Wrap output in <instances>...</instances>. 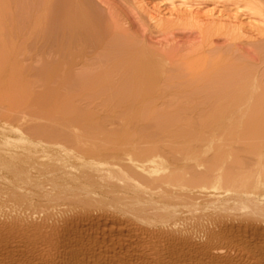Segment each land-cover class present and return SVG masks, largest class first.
Returning <instances> with one entry per match:
<instances>
[{
	"label": "bare ground",
	"instance_id": "obj_1",
	"mask_svg": "<svg viewBox=\"0 0 264 264\" xmlns=\"http://www.w3.org/2000/svg\"><path fill=\"white\" fill-rule=\"evenodd\" d=\"M58 1L59 0H50L49 10L50 13L53 15L52 22L56 24L59 21L58 23L59 24L58 27H59L60 24H62L61 26H63V24H65V21L66 23H68V21L70 20L69 17L71 16L72 18L73 14L71 15L69 9L68 10L66 9L70 6L71 2L68 3L65 0V2L69 6L65 4L67 7L63 8L64 7L63 6L61 8L60 6L64 5L65 2L64 0H61V2L60 1L59 2L60 3L64 2V3L59 5ZM242 2L246 4L245 7L247 6H248L247 8L250 7L251 11L250 10L249 11L252 14L254 13L258 18H260L263 27L261 30L258 31L257 35L251 37L241 32L242 33L241 35L243 37H246L247 40L248 39L250 40L249 42H246L244 44L248 47L253 48L255 53L260 56L259 59L260 63L256 65L257 68L256 69L254 68L255 69L254 72L248 73L247 70L246 72L248 73V75H246L244 79L239 77V80L240 78L242 80L240 82L237 81L238 82L237 84H235L236 81L234 82L236 77L233 74L232 75L235 77V79L232 82L234 83L228 82L229 85L227 83L228 80L225 82L223 76L220 75L222 78L221 81L227 83L226 84L227 86L226 85L224 86V83L221 82L223 84V85L221 84L222 89L209 90L211 87L213 88L214 84H216L214 83L216 82V80L211 81L210 78L213 79L216 78L215 74L217 73V69L219 68L218 67L219 65L217 67L216 65H214V67L217 69L212 70L211 68L213 67V65L211 67H208L210 62L209 63L206 62V64L208 65L204 64L205 65L204 68L205 67L209 68V69L207 68L208 69L207 72L208 74H206L207 78L202 77L201 79L200 73L202 70L199 69L201 71L198 73L197 65H195V63H197L195 58L194 60L196 62L192 60V62L194 61L193 62L194 68L191 67L193 65H191L190 62L189 63L190 67L188 68H191L192 72H189L190 74L188 73L187 75L186 73L184 74L182 70L181 71L177 70L179 68L176 69V67L175 70L177 71V74L172 73L174 72L172 71L173 66L171 65L172 67H170V64L165 62L167 63L166 65H169V66L165 65L166 67H170L169 69L163 66V68L160 71H158L157 69L153 68L154 66H147V65L143 66L139 64L140 66H143L141 69L140 67L137 68L136 64L131 63L132 65H134L133 67L137 68V70L134 68L133 70H131L132 72L130 73H127L128 72L127 70L124 73L121 72V70H118L120 72L116 73L110 71V69L112 68L111 67L110 69H108L111 74L109 73V75L107 74V76H105L106 74L103 75L100 74L101 76L100 75L97 76H99L100 79H108L110 81L116 80L120 82L122 81L123 83L127 81L128 78H131L132 75L135 76L136 73L139 72V70H143L141 71L142 73L144 72V74H150L152 77H154L155 79L154 81L157 84L155 87L152 88L146 87V89L144 90L141 89L140 87L141 89L140 92H134L135 95L132 94L131 92L130 96L133 95L132 102L134 103L137 100L139 102V104L136 102L138 105H134L137 107H139L140 105L144 106L142 104L143 102L144 103L152 102L153 100L154 102L155 100L159 101L160 99L159 96L158 99L155 97L157 96L158 93L160 94V96L163 93L165 95H167L168 93L170 96L173 97L174 96L173 92L175 90L171 92L172 89H176L175 92L179 93L178 96L179 97L181 96L180 99L182 98L183 93H188V95L183 94V97L185 96V98L182 99L186 100V97L188 98L190 95L192 97V95H195L194 94L195 92L197 91L200 92L201 86H204L206 84L207 90L206 89L203 90L204 87H202V92H206V93L200 92L201 94H199L201 97H204V95L206 97L207 95L206 99L205 97L199 98L200 101L202 99V101L205 102V104L201 105L199 103L200 104L199 105L198 104L199 100H196L198 101L196 102L194 99V101L198 105L193 103L194 106H192L190 110L192 109V112L194 110L196 111L201 110L200 111L201 115L203 114L202 111L203 112L205 111L207 112V114L210 115L216 114L214 116H219L218 118L216 117V120H214V122H211L213 120L209 121V119H204L205 117L203 118L204 120H208L209 123L211 122L212 124L210 123V125L215 126V129L212 126L211 129L209 127L210 125L208 121H207L208 124L204 120L202 122L203 124L206 123L208 125V127L207 126L206 127L208 129L210 128V130H212L213 132L214 130H218L219 128L220 129L224 128L230 123L232 124V122H234V119L237 117L246 118L247 115H250L258 119V117H256L257 115L259 116L264 115V75L260 77L259 69H258L259 66L261 67V65L264 64V0H242ZM56 3H58V5H56ZM55 14H57L56 16L57 18H59L58 20L54 16ZM111 18H113L112 15ZM67 19L69 20L67 21ZM53 20L56 22H54ZM236 31H241L240 28L239 29L236 28V25L235 27H233V30L229 29L228 39L226 37V39L229 42L226 40V43L231 44V42H233L234 39L232 40L231 38H235L233 37V33L235 35ZM240 51L241 50H238V52ZM209 52L211 53V51ZM167 54L168 53H166V55ZM204 54L206 55L205 52ZM204 54L202 56L205 57ZM80 57H82V55ZM169 57L170 56H168V58ZM198 58H201V56L200 57L197 56V59ZM82 63L84 64V62ZM200 63H201L200 67H202L203 63L202 62ZM123 65L125 67L127 66L126 63ZM116 66L119 65L116 64ZM181 68L182 67H180V69ZM211 70L213 72H211ZM250 70L251 69H249V71ZM205 71H207L206 68ZM210 73L212 74L210 75ZM171 74H176V75H171ZM212 75H214V77H212ZM97 76H93V77L90 76V80H94L93 78H99ZM243 76L244 75H242V77ZM234 77H232V79ZM142 78L140 79L141 81L143 79L146 80V78L143 79ZM230 79H231V75H230ZM150 80L151 79H149V81ZM208 81L211 82L209 83ZM120 82L118 84H120ZM211 83L213 84V86ZM146 84L149 83L146 82ZM207 84H210V88L207 86ZM142 85L144 84L142 83ZM175 85L176 86L180 85L181 87L180 86L176 87ZM215 87L218 88L217 84ZM177 88L178 90L181 88L180 92L177 90ZM168 90L171 91L169 92ZM120 91L121 90H119V92ZM152 94H153V98H151ZM176 95L177 93L174 96L175 100L178 97V96L176 97ZM199 95H195L193 97L194 98L196 97L198 99ZM148 97L150 98V100L151 99L153 100L149 101ZM168 97L165 96L166 98L165 103L162 99L163 101L162 103L164 106L165 104H167L168 100H171L170 102L175 101L172 100L174 98L169 97L171 98L169 99ZM191 97L189 98L190 100ZM122 98L124 97H121V99ZM128 98L129 97H127L126 99ZM129 101H131V98ZM132 102L129 103L131 104ZM153 103L151 105L152 107L153 106L154 107L153 108L150 107V108H152L154 111L156 109L155 107L156 102L154 103V105ZM148 105L150 104L148 103L146 107ZM186 105L188 106V104ZM195 105H197V107ZM156 106L158 107L157 104ZM137 107L133 109H136ZM144 107L142 109H146ZM235 113H239L241 116ZM232 114H235L237 116L234 117L233 119V116H231ZM10 115H6V116L4 115L2 117L0 115V264H264V209L263 211H261L259 208L257 209L256 207L260 205L257 204V202L255 203L257 206L251 203L252 206L253 205L256 206L252 209L250 208L251 204L249 207L248 206L246 207V205H248L246 204L247 198H245L246 195L242 193V191L250 187L249 185L252 182L251 179H253V183H254V185L252 183L253 191L259 189V187L261 186L260 185V183L262 182V178L260 176L261 172H259L260 170L258 171V169H260L259 168L260 164L259 166H257L258 164L256 163L257 162L259 163V161L264 159L257 161L256 159H260L258 157L259 156L261 157L262 154H264L263 151L264 147L262 146L263 149L259 148L261 149L259 151L258 148L256 149L255 145L259 142L263 145L264 142L261 141L256 142V144L254 145L256 151H253L252 152L253 154L250 151L254 150V147L253 148L248 147L247 153L250 152L249 154L252 155L256 154L254 155L256 156V159L255 157L252 156L253 159L255 160V162L252 161L253 163L252 162L248 163L249 161L247 162L246 160H249L250 158L245 159L246 158L245 156H244L245 158L239 157L235 159L234 163H232L231 158L230 161L227 155L221 153V151H218V153L215 152L213 157L210 155L212 158L208 157L209 160L203 161V163H201L202 159L206 160L205 159L206 157L201 152L205 158L198 160L199 159L197 156V154H199L198 151H201L200 149L203 148V147L199 148L200 143L203 142L199 140L202 139L200 138V135L198 136L196 135L197 136L196 139L199 138L198 140L193 139L194 141H190V142H185V140H183L184 143L183 144L180 143L181 145L180 144L177 145L176 143H171V140H168L166 137L165 140L167 139V141L168 142L170 141V143L163 141L158 143L157 140L158 136L156 137L157 134L155 135V138L152 137L153 143L151 142L152 144L150 145L146 144L147 143L146 137H141V135L139 136L140 138H142V140L146 141L143 142V145H141V143L139 144L137 143L139 141L142 142L141 140H139L140 138L139 139L137 138V135H135L136 137L134 138L133 141L132 140L133 138L131 139V137H133L132 134L131 136H128V133H126L125 135H127L130 139L125 138L127 137L125 136L123 137L125 138V140H123L122 138L119 139L121 135L119 137H117V135L115 136L116 132H114L115 133L114 135L112 132H110L112 134L111 137L110 133L108 134H106L105 132L101 133L98 132L99 130L97 131L85 130V133L79 132L80 134H77L76 132L75 133L71 132V134L73 135L71 134L68 135L61 132L59 133L58 129H61L63 127L59 128L60 126L58 125L56 126V128L58 127L57 129L58 131L55 128H54L55 131L52 128H51L52 130H50V128L49 129L47 128L48 126L44 128L41 126L42 127L41 129H34L35 127H32L33 130L30 129H29L30 131L25 130L26 132L28 131L27 133L29 135H27L25 131L23 132L24 129L18 128L19 125L18 127H15L10 124V121L8 122V120L10 119ZM210 115H206V118L207 116L210 117ZM24 118L26 120V117ZM254 118H252L251 121L253 124H256L255 121H254L255 123L253 122ZM261 118H263V116H261ZM12 119L13 118L11 117L10 120ZM213 119H215V117ZM257 119L256 121L258 120L261 121L260 119L258 120ZM40 120L43 121L41 117ZM197 121H200V119ZM248 122L246 123L249 126H251L250 124L251 122L249 123ZM8 123L12 127H7L9 125ZM28 123H30V121ZM66 124L68 125V122ZM263 125L264 123L262 120V124L260 125V127ZM196 126L198 127L199 124L196 123ZM114 128H116V126ZM196 128L195 130L198 131V129ZM242 128L244 127L242 126L241 129ZM63 129L65 130V128ZM63 129H61L62 132L64 131ZM258 130H262V129L257 128V131ZM72 131L74 132V128ZM200 131H199L200 134L202 131L204 132L203 129L201 132ZM128 132L130 131L128 130ZM207 132L209 133V130H207ZM103 133H105L106 136L108 137H105V134ZM208 133L206 134L207 137H208ZM263 133L262 135L261 134L257 135L258 137L256 136L258 140L263 139L264 141ZM84 134L86 135L89 134V135L86 137ZM134 134L136 133H133V135ZM144 134L147 135L148 137L154 136L153 134L150 135L149 133H148L149 135L146 133ZM260 135L262 136V138ZM201 136L203 137L205 135H201ZM136 138H137V142L135 141ZM143 138H145L146 140ZM208 138L206 139V141L208 140ZM257 138L255 140H257ZM42 139L45 141L48 140L50 141V143L51 142L54 143L55 141L57 144L55 143H54L55 145L48 144V141L47 143L44 142L46 143L44 144ZM57 139L63 141L59 143L58 141H56ZM154 141L155 142L157 141V143H154ZM208 142L212 144V142L214 141L210 142L209 140ZM201 145L203 146L202 143ZM139 147L140 150H142L141 152L139 150ZM219 148L221 147L219 146ZM250 148H252V150H250ZM225 149L226 148L224 147L223 150ZM234 150L235 149L233 148V151ZM257 150L261 154L257 153ZM134 151L136 153H141L142 156L140 154L138 155L135 153L132 155L134 156L137 155L138 159L133 158L131 153H134ZM202 151L205 152V148H203ZM233 151H231L230 153L233 154L234 153ZM160 152L161 154H159ZM163 152H166L165 155L167 154L169 156L168 158L171 159V160L167 159V161L170 160L172 164L173 162L174 163L177 162V164L175 163L173 165L174 169L172 171L169 169V172L166 173V176L163 174L165 177H163L162 175V178L159 179V177H156L157 175L155 176L154 174H159L161 171L165 172L166 170L164 168V163L166 164V162H164V160L161 158ZM223 152L227 153L229 156L228 153L229 151L227 152L226 150V152L225 151ZM201 153L199 154L200 155L199 157H201ZM231 156H234L235 158V155H231ZM173 157L175 160L176 159L178 160L173 161ZM253 159L251 158V160ZM227 160H229L232 164H230L229 161ZM227 162L230 165H227ZM263 163L261 164V166L263 165ZM256 166L258 169L255 168ZM113 167L114 168L118 167L120 173H118V170H116L117 168H115L114 171ZM121 173H123L122 174L123 176H120ZM150 176L151 177L155 176L154 178L156 179L151 178V180L153 181H151L150 179L148 181V178ZM130 177H132V179L133 178L136 179L135 177H138L139 182L133 183L132 180L131 181L132 184L129 182L131 184L128 185L129 187L125 186L124 184L126 191L125 190L123 191V189L121 188L122 183L120 182L121 180L124 181L126 180V178H130ZM255 177L257 180H255ZM145 179L147 181H145ZM208 182H210V184L211 182L212 184L217 183L220 187H217V191L211 193L209 190L210 193H208L207 191L210 188ZM174 186L175 188L178 187L179 189L178 192L180 194L181 191V195L179 197L177 196L179 194L176 195L178 197L177 198L178 201L175 200V202L177 201L175 204L174 202L173 203L171 202V205L173 204L175 205V207L174 206L173 207L175 208L174 210L176 211V213L173 212V210L171 212H173V214L175 213L174 215L173 214L172 215L173 216L176 215L175 216L176 219L170 221L167 215L166 216L168 217L167 218L168 221H167L165 220L164 217H162L164 216L162 215L163 211L164 212L166 211L164 209L166 206L163 205L165 207L163 208L164 210L162 209V211H160L159 208L155 210L150 209V207H153L151 205L152 200L150 199L154 198L156 196V192L159 191L161 188L163 187L172 188ZM208 186L209 188L206 189L205 187ZM176 196L174 198H176ZM111 198H113L114 200L111 201ZM90 201L93 202L96 201V203L97 201H99L101 202V204L103 203V206H101L100 203H99L100 206L98 205L95 206L96 204L95 203L92 204L93 202ZM162 203L164 204V202H161V205ZM201 203H203V205L204 204L206 205V210H204V208L202 207L203 205ZM199 205L201 206L202 210H199L198 207ZM173 207H171V209H173ZM255 208L260 211L254 210ZM168 211H170V207L169 210H167L166 212Z\"/></svg>",
	"mask_w": 264,
	"mask_h": 264
},
{
	"label": "rangeland",
	"instance_id": "obj_2",
	"mask_svg": "<svg viewBox=\"0 0 264 264\" xmlns=\"http://www.w3.org/2000/svg\"><path fill=\"white\" fill-rule=\"evenodd\" d=\"M59 1L61 2V0H59ZM59 1H58L59 5H61L65 2V0L62 3H60ZM240 1H241V4H240ZM240 1L239 0H71V1L66 0V2H68V3L71 2L70 6L65 2L64 5H61L60 7L62 8L64 6L63 8H65V7L69 6L66 9L67 10L69 9L71 15L73 14L72 15L73 17L71 18V16L69 15L70 20L67 19V21L69 20L68 23H66V21L64 20L65 24H63V26H61L62 24H60L61 27L60 26L58 27L59 21L56 24L52 22V16L53 15L50 13V10H49L50 9V6H49L50 0H0V31H1V33H0L1 34L0 35V86H1L0 87V113L1 114L0 115L2 117L4 115L6 116V115L11 114L10 119H11V117L13 119L12 120L9 119L8 122L10 121V124L12 126H15V127H18V125H19L18 128L24 129L23 132L25 130H28V131L33 130L32 127H35L34 129H41L42 127L44 128L47 126H48L47 128L48 129L50 128V130H52V129L54 130V128L57 130L58 127L56 128V126L58 125V126H60L59 128H61V127L65 128V130L63 128H61L64 130L63 132L61 129H58L59 133L61 132V133L68 134V135H70L71 132L72 133L76 132L77 134H80L79 132L85 133V130L86 131L87 130H92V131L99 130L98 132H101V133L105 132L106 134L112 132L113 135L115 134L114 132H116L115 136L117 135V137H119L120 135L121 136L124 135L122 137L121 136L119 137V139L122 138L123 140H125V138L128 139L129 138L128 136H131V134H132L133 137H131V139L133 138L132 139L133 141H134V138L136 137L135 135H137L138 139L140 138L139 136L141 135V137L147 138V140L145 138H143V139H145L147 141L146 144H148V145L153 143L152 137L155 138L156 134H157L156 137L158 136L157 137L158 143L162 142V141L168 142L167 141V139H168V140H171V143H176L177 145H179L180 143L183 144L184 143L183 140H185V142L198 140L199 138L196 139V137L198 135H200V138H202V139H199V140L203 141V142H201L203 144V146L200 143L201 146L199 145V148L203 147V148H205V152L207 151L206 152L207 156H206L205 152L202 151L203 148L200 149L201 151H198L199 154L202 152L206 157L205 158L202 153H201V157H199L200 155L197 154V156L199 158L198 160H201L202 158L206 159V160L202 159L201 163H203V161L209 160L208 157H211V156L213 157L215 152L218 153V151H221V153L226 154L227 157L229 158V160L231 158L232 163H234L235 159H237L239 157L240 158L246 157L245 159L250 158L249 160H246L247 162L249 161L248 163H251L252 161L255 162L253 157H255V159H256V156H254L256 154L252 155L253 154L252 152L256 151L257 148L263 149L262 146L264 147V143H263V145L260 142L256 144L257 141L264 142L263 139L258 140V138H257L258 137L257 135H259V134L262 135V133L264 132V130H263L264 125L260 127V125L262 124V120L264 123V115H261V116H263V118H261V116H259V115L256 116V117H258V119L261 118L260 119L261 121H259L257 118H254V116L252 117L250 115H247L246 118L237 117L234 119V117H236L237 115L241 116L239 113H235L237 115H235V114L231 115V116H233V119H234V122H232V124L230 123L231 125L228 124L224 128H222V129L219 128L218 130H214V132H213L212 130H210V128L212 129V127H213L215 129V126L210 125V123L214 122V120H216V117L218 118L219 116H214L216 114H212L213 115L212 116L210 114H207V112H205V111L204 112L202 111L203 114L201 115V112H200L201 110L196 111V110H194L195 109L194 107H193L194 108L193 110L195 111V113H194V111L192 112V109L190 110V108H192V106H194L193 103L197 104L196 102H198V101H196V100H199L198 104L199 103L201 105L205 104V102H203L202 99H201V101L203 103L199 99V98H204L205 95L203 94L204 97H201L199 94H201L200 92H202V87H204L203 90H205V89L207 90L206 84L204 86H201V88H200L201 90L198 89V90H200V92L197 91L199 93H197V92L194 93L195 95H199L198 99L196 97L195 98L193 97L195 95H192V97H191L190 94H189L190 96L188 98L186 97V100L182 99V98H185V96L183 97V94L188 95V93H183V94L181 93L182 98L180 99L181 96L179 97L178 96L179 93L175 92L176 89H172V91L168 90L169 92L170 91L173 92L175 90L173 92L174 93L173 95L175 96V94L177 93L176 97L177 96L178 97L176 98V100H175L174 96L172 97L168 93H167V95H165L163 93V94H161V96L158 93L159 95L157 94V96H155V97L158 99V96H159V98L161 100L160 99H159V101L155 100L156 104L158 105V107H157L155 104V107H156V109L157 108L158 109L156 110L154 108L155 110L153 111L152 108L154 106L152 107V105H151L154 102L153 99H151V100H153L152 102H145V103L143 102L142 104L145 107L140 105L141 106V108H140V106L139 107L134 106V105L139 104L138 100L136 99L137 101H135L133 103L132 102L133 95L130 96L131 92H132V94H134V92H140L141 89L144 90V89H146V87L152 88V87H155L157 85L154 81L155 80L154 77H152L150 74H144V72L142 73L141 71H143V70H139V72H141V73L136 71L137 73L135 76L132 75L131 78H128V80L130 82L128 80L125 81L128 83H125V82L122 83V81L120 82V81H116V80H115L116 81L115 82V81H110L108 79H100V77L97 76L100 74L101 75L106 74L105 76H107V74L109 75L110 71L116 72V73L120 72L118 70H121V72H123V73L126 72V70H127L128 71L127 73H130V72H132L131 70H133L134 68L136 70L139 67L142 69V67L146 66V65L147 66H154L153 68L160 71L163 68V66H165L167 63L170 64V67L173 66L172 71H174V72L171 71L172 73L177 74V71L175 70V67H176V69L179 68L177 70H180V71L182 70V72H184V74L186 73V75H187L189 72H192L191 68H188V67H190V64H189L190 62H191V65H193L191 67L194 68L193 62L195 61L194 60V58H195L197 61V63H195V65H197L198 73L202 70L200 73L201 79H202V77L207 78L206 74H208L207 73L208 69H209L208 67H211L213 65V67L211 69L215 70L217 68H215L214 65H216V67L219 65L218 66L219 68L217 69V73L215 74L217 79L216 78H214V79L210 78L211 81L216 80V82H214V83L217 84L218 88L215 87L216 84H214V86H213V84L211 83L213 88L212 87L210 88V84H207V86L210 88L209 90L222 89L221 88L222 87L221 82H223V81H221V79H222L221 76H223V79L225 80V82L228 80L227 83L228 82L231 83L236 77V79H238V80L235 79L234 82L236 81L235 84H237L242 79H244L246 77V75H248L249 72H254L255 69L257 68L256 65H258L260 63V61H259L260 56L255 53L253 48L248 47L244 44L246 42H249L250 40L249 39L247 40L246 37H243L241 34L245 33L251 37V36L257 35L258 31L261 30L263 27V24H262L260 18H258L254 13L252 14L250 12L251 11L250 7L249 8H247L248 6L245 7L246 4H244L242 2V0H240ZM58 3H56V5H58ZM243 4H244V6H243ZM56 15L57 14H55L54 16L58 20L59 18H57ZM111 15L113 18H111ZM53 19H54V17H53ZM54 22H56V21H54ZM235 25H236V28L237 29L240 28L241 31H236L235 35L233 33V37H235V38H231L232 40L234 39L233 42H231V44L226 43V40L228 39V35H229V29L233 30V27H235ZM229 26H231L232 28ZM52 27H54V28H52ZM63 27H64V29H63ZM110 28H111V30H110ZM226 37H227V39H226ZM86 42H87V44H86ZM102 42H103V44H102ZM93 43H95V44H93ZM237 49L241 50V51L238 52ZM138 50H139V52H138ZM153 51H154V54H153ZM209 51H211V53ZM204 52L206 53L207 58H206V55L204 54ZM166 53H168V54L166 55ZM202 53L205 55V57L202 56L203 55ZM196 54L198 57L201 56L202 59L201 58L197 59ZM81 55H82V57L84 55L85 56L82 58V57H80ZM128 55H129V57H128ZM164 56L166 57V59ZM168 56H170V57L168 58ZM175 56H176V58H175ZM224 56L227 58H225ZM123 57H125V58H123ZM203 57L206 59H204ZM131 58L134 60H132ZM170 58L172 61L170 60ZM119 59H120V61H119ZM126 59H128V60H126ZM203 59H204V61H203ZM82 60H84V61H82ZM192 60H194V61L192 62ZM125 61H127L129 64ZM145 61H146V63H145ZM82 62H84V64ZM135 62H137L138 64ZM142 62H143V64H142ZM165 62H167V63H165ZM184 62H185V64H184ZM200 62L203 63L202 67H200L201 66ZM206 62L207 63L210 62L209 65L206 64ZM125 63L127 64L126 67L123 65ZM131 63L136 64L137 68L133 67L134 65H132ZM116 64L119 66H116ZM139 64H141L143 66H140ZM204 64L208 65V67H205L207 71H205V68H204L205 65ZM121 66H122V68H121ZM166 66H169V65H166ZM111 67L113 68V70ZM116 67H118L119 69ZM170 67H166V68L169 69ZM180 67H182V68L180 69ZM186 67H187V69H186ZM195 68H196V66H195ZM108 69H110V71ZM115 69H117V70H115ZM199 69H201V70H199ZM231 69H233V70L235 69V70L233 71ZM236 69H238V70H236ZM249 69H251V70L249 71ZM258 69H259V76L262 77V75H264L263 74L264 73V64L261 65V67L259 66ZM212 70H211V72H213ZM242 70H244L245 72L248 70V73L247 72L245 73ZM105 71H107V72H105ZM240 71H242L243 74ZM87 72H89V73H87ZM236 72H237V74H236ZM116 73H114V74H116ZM176 74H171V75H176ZM211 74L212 73H210V75ZM230 75H231V79H232V77H234L232 80L230 79ZM238 75H240V76H238ZM242 75H244V76L242 77ZM88 76H89V78H88ZM90 76L91 77L97 76L99 78H93L94 80H90ZM142 76H143V78H146V80L143 79ZM146 76H148V77H146ZM140 77L143 79L142 81L140 80L141 79ZM212 77H214V75H212ZM225 77H226V79H225ZM239 77H241L242 79L240 78V80H239ZM98 79H100V80H98ZM149 79H151V80L149 81ZM229 79H230V81H229ZM105 80L107 81V83ZM144 80H145V83H144ZM211 81H208V82L210 83ZM119 82H120V84H118ZM141 82L145 86L142 85ZM146 82H148L149 84H146ZM225 82H223L224 86L227 84ZM234 82H232V83H234ZM229 83H228V85H229ZM124 85H125V87H124ZM179 86L180 85H178L176 87H179ZM224 86H223V88H224ZM140 87H141V89H140ZM123 88H124V90H123ZM180 89L178 90V88H177V90L179 92H180ZM119 90H121L122 92L121 91L119 92ZM113 93H115V94H113ZM118 93H119V96H118ZM202 93H206V92H202ZM154 95H156V94H154ZM162 95L163 96L165 95L167 97L169 95V97L174 98L172 100H175V101L170 102L171 100H168V102H170V103H168L166 100L167 104H165V106H164L162 102L164 101V103H165L166 98H165V96L163 97ZM121 97H124V98L121 99ZM127 97H129V98L126 99ZM149 97H148V100L151 101ZM190 97H191V100L189 99ZM206 97H207V95H206ZM206 97H205V99H206ZM130 98H131V101H129ZM151 98H153V94H152ZM178 98H179V100H178ZM3 99H4V101H3ZM162 99H163V101H162ZM169 99H171V98H169ZM194 99L196 102L194 101ZM186 101H188V102H186ZM60 102H61V104H60ZM129 102H132V103L130 104ZM123 103H125V104H123ZM148 103L151 105V106L148 105L149 108H148V106L146 107V105ZM154 103H153V105H154ZM189 103H190V105H189ZM42 104H45V105H42ZM159 104H161V105H159ZM179 104H180V106H179ZM186 104H188V106ZM129 105H130V107H129ZM197 105H195V106L197 107ZM127 106L129 109L127 108ZM189 106H191V107H189ZM135 107H137V108L133 109ZM143 107L146 109H142ZM150 107H152V108H150ZM70 110H71V112H70ZM101 111H103L104 114ZM34 112H35V114H34ZM151 112H152V114H151ZM177 112H179V113H177ZM14 113H16V114H14ZM13 114H14V116H13ZM36 114H38V115H36ZM44 114H45V116H44ZM84 114H85V116H84ZM112 114H113V116H112ZM205 114L210 115V117L207 116V118H206ZM32 115H33V117H32ZM153 115H155V116H153ZM177 115H179V116H177ZM24 117H26V120ZM40 117L43 121L40 120ZM81 117H83V118H81ZM214 117H215V119H213ZM121 118H123V119H121ZM126 118H129V119H126ZM203 118L209 119V121H211V120H213V121H211L209 123L208 120H204ZM252 118H254L253 122L255 121L256 124H258V125L252 123V121H251ZM16 119H18V120H16ZM20 119H22V120H20ZM77 119H79V120H77ZM103 119H104V121H103ZM141 119H143V120H141ZM199 119H200L201 123H200V121H197ZM239 119H242V120H239ZM256 119L259 122L256 121ZM203 120L206 121V123L208 121V123L210 125L209 129L207 128L208 123L206 124L204 122L206 125L203 124L202 123ZM247 120L249 122H251L250 124L252 127L246 123V122H248ZM21 121L22 122L24 121V122L22 123ZM29 121H30V123H28ZM67 122H68V125L66 124ZM196 123L199 124L198 127L196 126ZM10 124L7 127H12ZM54 124H56V125H54ZM145 124H146V126H145ZM162 125H163V127H162ZM202 125H204L205 127ZM254 125H256V126H254ZM115 126H116V128H114ZM193 126L195 128L197 127L196 129H198V131L195 130V128ZM242 126L244 128L241 129ZM246 126L248 127V129ZM26 127H27V129H26ZM183 127H185V128H183ZM201 127L204 130V132L202 131ZM249 127H250V129L252 128L251 131H250ZM256 127L258 129H262V130L257 131ZM73 128H74V132L72 131ZM253 128H255V129H253ZM128 130L130 132H128ZM207 130H209L210 134L212 132V134L210 135L207 132ZM199 131L201 132V134L199 133ZM27 132L25 131V133L27 135H29ZM66 132H69V133H66ZM138 132H139V134H138ZM105 133H103V134H105ZM126 133H128V136L125 135ZM133 133H136V134L133 135ZM144 133H146V134L149 133L150 135L153 134L154 136L148 137ZM180 133H181V135H180ZM207 133H208V137L211 136L212 138L211 137L208 138L206 135ZM106 134H105V137H108V136H106ZM160 134H161V136H160ZM71 135H73V134H71ZM84 135L87 137L89 134L88 135L84 134ZM143 135H145V136H143ZM201 135H205V136H203L204 139ZM263 135H264V133H263ZM110 136L112 137L111 133H110ZM115 136H113V137H115ZM125 136H127V137H125ZM260 136H259V138H260ZM117 137H115V138H117ZM123 137H125V138H123ZM165 137L167 138L166 140H165ZM247 137H248V139H247ZM255 137L257 138V140H255L256 139ZM137 138L135 139L136 142H137ZM207 138H208V140L206 141ZM216 138H217V140H216ZM261 138H262V136H261ZM212 139H215L216 141L212 140ZM139 140H141L142 142L139 141L137 143L138 144L141 143V145H143V142H146V141L142 140V138H140ZM209 140H210V142H212V141H214V142H212V144H211L208 142ZM47 141L48 140H46V141L43 140V143L44 142L47 143ZM56 141L61 143V141H63V140L57 139ZM46 143H44V144H46ZM54 143L57 144L55 141H54ZM54 143H52V142L50 143V141H48V144L55 145ZM154 143H157V141L156 142L154 141ZM168 143H170V141ZM177 145H176V147H177ZM254 145L256 146V149H255ZM207 146L209 149L207 148ZM219 146L221 148H219ZM259 146H261V147H259ZM145 147H146V145H145ZM224 147L226 148L225 150H223ZM245 147H246V149H245ZM248 147H252V148L254 147V150H252V148H250V150H252V151H250L252 154H249L250 152L247 153ZM233 148L235 149L234 151H233ZM219 149H221V150H219ZM230 149L235 154L234 153L231 154ZM237 149H238V151H237ZM261 149H259V151ZM139 150H140V147H139ZM226 150H227V152L229 151L228 152L229 156L227 153L223 152V151L226 152ZM141 151L142 150H140V152ZM259 151L257 150V153L261 154ZM236 152H238V153H236ZM135 153L136 152L134 151V153H131V155L135 154ZM165 153L166 152H163L162 156L160 155L161 158L164 160V162H166V164H167L166 165L164 163V168L166 169L165 172L161 171L159 174H154L155 176L157 175L156 177H159V179L162 178L163 174L166 176V173L169 172V169L172 171L174 169L173 165L175 163L177 164V162L174 163L173 161L178 160V159L175 160L173 157V161H172L173 164H172L170 161L171 159L168 158L169 156L167 154L165 155ZM136 154L141 155V153H136ZM159 154H161V152ZM259 154H258V156H259ZM231 155H235V158H234V156H231ZM263 156H264V154H262L261 157L259 156L258 158H260V159H256V161L264 159ZM132 157L135 159H138L137 155L136 156L132 155ZM175 158H177V157H175ZM251 158L253 160H251ZM167 159H170V160L167 161ZM229 160H227V161H229ZM230 161H229V163L232 164ZM261 161L264 162V160H261ZM261 161H259V163L258 162L256 163V164H258L257 166H259V164H260V167H259L260 169H258L257 166L255 167L258 169V171L260 170L259 172H261L260 173V176L262 178V182L260 183L261 186L259 187V189L253 191L252 186L254 185V183H253V179H251L252 180V182L250 181L251 184L249 182L250 187L246 188L244 191H242V193L244 195H246L245 198L248 199V201L246 199V204H248V205H246V207L247 206L249 207L251 203L256 205L255 203L257 202V204H260V205H258V206L256 205L257 206L256 207L254 205L252 206V204H251L252 207L250 206V208L252 209V208L256 207L257 209L259 208L261 211H263V209H264V168H262V167H264V163ZM262 163H263V165L261 166ZM230 164H228V162H227V165H230ZM169 166H170V168H169ZM115 168H117L116 170H118V167H115ZM115 168H114V171H115ZM171 171H170V173H171ZM118 173H120L119 170H118ZM122 174L123 173H121L120 176H123ZM164 175H163V177H165ZM155 176H153V177L150 176L148 178V181H149V179L151 180V178H154ZM135 178L136 179H134V178L132 179V177H130V178H126V180H124V181L121 180L120 183H122L121 188L123 189V191L125 190V186L129 187L128 185H131L132 182L133 183L139 182L138 177H135ZM154 179H156V178H154ZM255 180H257L256 177H255ZM255 180H254V182H255ZM145 181H147V180L145 179ZM151 181H153V180H151ZM208 183H209L210 188H211L210 189L209 186L205 187L206 189L209 188L207 191L208 193H210V192L213 193V192L217 191V187H220L217 183L216 184H214V183L212 184V182H211V184H210V182H208ZM252 183H253V185H252ZM124 184H125V186H124ZM207 184H206V186H207ZM121 188H120V190H121ZM209 190H210V192H209ZM178 191H179L178 187L175 188V186L172 188H170V187L161 188L159 191L156 192V196L154 198L150 199V200H152L151 205L153 206V207H150V209L155 210V209L159 208V210L162 211V209L166 206L164 209L167 211V210H169V207H170V211H168L170 213H168L166 211L165 212L163 211V213L162 212L161 213H162V215H164L162 217H164L165 220L168 221V219H169L170 221H173V219H176L175 218L176 215L173 216L176 213V211L174 210L175 209L174 204L178 201L177 198L181 195V191H180V194ZM177 194H179V195H177ZM175 196H176V198H174ZM112 200H114V199L111 198V201ZM175 200H177V201L175 202ZM165 201H167L169 203H167ZM90 202H93V201H90ZM161 202H164V204L162 203V205H161ZM171 202L172 203L174 202V204L171 205ZM94 203L96 204L95 206H97V205L100 206L99 203L101 204V202H99V201H97V203H96V201H94L92 204H94ZM201 204L203 205V203H201ZM163 205H165V206H163ZM200 205L198 206L199 210H202V208H201L202 205L201 206ZM101 206H103V203L101 204ZM261 206H262V208H261ZM171 207H173V209H171ZM202 207L204 208V210H206L205 204ZM256 208L254 210H257ZM172 210H173V212H175L174 214H173V212H171ZM260 210H257V211H260ZM167 215L169 218L166 217ZM171 215H172V218H171Z\"/></svg>",
	"mask_w": 264,
	"mask_h": 264
}]
</instances>
